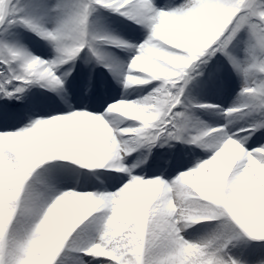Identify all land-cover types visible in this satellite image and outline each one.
I'll return each instance as SVG.
<instances>
[{
  "label": "snow or ice",
  "instance_id": "1",
  "mask_svg": "<svg viewBox=\"0 0 264 264\" xmlns=\"http://www.w3.org/2000/svg\"><path fill=\"white\" fill-rule=\"evenodd\" d=\"M98 8L149 30L134 46V57L142 62L131 59L125 86L156 83L141 99L119 101L134 106L129 115L137 125L114 130L104 115L81 110L0 132V264H57L66 241L94 259L107 258V264H244L230 254V246L241 236L264 241V146L249 149L238 133L205 126L189 142L214 154L170 182L142 178L124 164L128 153L143 144L185 139L188 117L177 106L183 105L182 96L194 79L191 71L199 64L219 52L248 77L250 68L242 67L229 49L241 31L249 33L251 69L260 78L245 84L241 105L224 111L231 115L259 109L264 114V0H183L167 9L157 7L155 0H76L51 28L22 15L14 0H0V30L22 26L48 41L56 54L46 61L0 42V95L19 99L17 94L32 84L62 91L59 67L74 61L85 47L103 62L99 43L128 46L91 30L89 17ZM110 106L107 113H112ZM254 128H264V121ZM52 160L85 169L115 167L128 173L127 182L115 192L63 191L45 200L28 181L39 165ZM92 162L102 166L89 167ZM162 197L169 211L157 222L154 210ZM192 203L198 212L191 211ZM69 211L73 217L66 222ZM89 217L94 235L72 236ZM202 220L219 221V228L196 242L184 239L183 231Z\"/></svg>",
  "mask_w": 264,
  "mask_h": 264
},
{
  "label": "rangeland",
  "instance_id": "2",
  "mask_svg": "<svg viewBox=\"0 0 264 264\" xmlns=\"http://www.w3.org/2000/svg\"><path fill=\"white\" fill-rule=\"evenodd\" d=\"M76 0H14V3H17L18 7L22 9L21 14L34 20L40 24H46L49 28L56 25L60 19L62 18L63 12L66 10V7L70 4L75 3ZM183 0H175L176 6L181 4ZM155 3H157L155 1ZM157 5V4H156ZM59 6V7H57ZM157 7H159L157 5ZM169 7V6H168ZM172 7V6H170ZM160 8V7H159ZM162 9H167L166 6H163ZM90 28L92 31L96 32L100 36H114L118 37L123 41H126L129 44V39L126 37L127 28L124 24L131 23V20L114 13L110 10L104 8H98L95 11L91 12L89 17ZM146 37L149 35V30L146 29ZM128 39V40H127ZM135 39V40H134ZM132 39L133 45L137 46L140 44V38ZM137 39V40H136ZM136 41V42H135ZM0 42H6L10 45L24 48L28 50L31 54L36 57L42 58L46 61H50L56 55L53 49V46L46 40L41 39L34 32L27 30L22 26H14L8 28L7 30H0ZM249 33L247 31H241L238 37L232 41L229 45V49L231 54L241 63L242 67H249L250 71H255L251 69L252 59L248 54L247 49L249 47ZM111 47V48H110ZM99 52H103L104 54H112L123 52L125 56V69L129 66L131 59L134 57V54H137V49L135 53L128 54L127 49H119L113 44L107 43H99L97 45ZM110 48V49H109ZM121 52V54H122ZM95 60V56L92 54L87 47H85L82 52L74 59L65 65H62L60 69L57 71V75L63 78V90L59 89L53 90L50 87H42L40 84H32L27 86L25 91L22 94H17L20 96L19 99L13 97L8 99L3 95H0V103H4L5 105H11L13 108L15 107H27L29 99H38L41 97H46L50 94V91H55L56 96L55 99L58 102L66 101L67 103H71L75 105L74 99H77L81 102H88L87 98L93 92V85L90 86V77L95 75L97 69L100 67L99 61ZM126 73V76L129 74L128 70L122 72L120 77ZM212 74L220 75V78L217 80H213L216 83L222 82L224 87L228 89L225 92L226 95L232 96V103H228L225 106L222 104L215 102V99L212 97L205 101L202 105H208L212 107L201 108L196 107L197 103H192V106L189 107L191 110H183L184 106H177L178 111L184 113L188 119L185 124V132H184V140H167L162 139L149 146L148 144H143L141 147L136 148L135 150L128 153V156L132 158L134 163H140L142 166L149 172L153 173L156 169L160 168V165L163 166V163L160 162L159 158L155 159L154 155H159L165 153L169 148L175 147V145H182L185 140L189 141L191 137L195 136L199 130H204L205 126L207 129H217L218 127L224 125L223 122L231 121L233 118L231 117L233 114L238 119L244 122L243 125H240L235 128V133H238L241 138L246 139V143L251 139L252 129L257 130V133H260L258 137L264 140V128L256 129L254 125L264 121V114H261L260 110L257 109L252 111L250 109H245L240 113H232L231 115L227 114L224 110H227L232 107H236L241 105L244 102V96L242 95V89L244 88L246 83H252L249 81L247 77L243 75L241 71H237L233 65L229 62L228 58L222 54L217 52L214 56L207 59V62L204 64H199L191 71V75L194 79L187 85L185 92L182 96L184 98L183 104L186 102L191 90L197 85V81L202 77H206L212 84ZM147 75V74H146ZM260 77V75H259ZM222 80V81H221ZM156 82L150 81L148 86L145 88V95H148L150 91H152V86ZM136 86V85H135ZM144 86V85H143ZM108 93V92H107ZM109 95L106 94V90L103 89V92L100 91V98H108ZM106 101V100H105ZM104 101L101 106V111H98V115H103V109L106 113V109L113 103L119 102L117 98H111V100ZM127 101H134L133 99H128ZM195 104V105H193ZM201 105V104H200ZM218 106V107H217ZM30 107V106H29ZM75 110L81 111L83 110V106L74 108ZM196 110V111H195ZM191 111H195L194 115L191 114ZM55 115V112L51 110L44 111V114L37 115L33 117L34 119L41 118H50ZM61 115V114H60ZM14 116V115H13ZM12 116V117H13ZM201 116H204L202 118ZM242 117V119H241ZM15 118V117H14ZM14 118H9V121L6 124L10 126H0V132H11L17 131L21 128L28 126L33 118L29 119L27 123H17ZM124 116L119 115L117 113H111L109 118H105L106 121L109 120V126L113 127L114 130L122 127V119ZM121 122V123H120ZM119 124V125H118ZM214 126V127H212ZM251 129V130H250ZM257 135V134H256ZM194 149L198 151H207L208 148L201 147L199 144L191 143ZM169 155V154H168ZM163 155V156H168ZM149 156V158L147 157ZM162 158V157H161ZM195 165V164H194ZM54 166V167H49ZM196 166V165H195ZM125 167V166H124ZM189 164H185L183 168V172L185 169L191 170L194 166L189 168ZM189 168V169H188ZM60 170L63 171L61 174ZM105 170V171H104ZM111 172H107V171ZM100 171L106 172L104 179L100 174ZM94 173L99 175H93ZM115 167H105L103 169H85L80 165L74 164L71 161H60V160H52L45 161L42 165H39L37 169L33 171L32 176H30L29 181L36 175L42 174L40 179V186L44 189L53 188L59 184L66 183L65 177H72L78 184H93L95 180L103 181V180H116L117 178L123 175L119 174ZM157 177V176H156ZM155 177V178H156ZM51 178V179H49ZM28 181V183H29ZM64 181V182H63ZM63 182V183H62ZM107 183V182H106ZM113 184V182L111 181ZM30 184V183H29ZM87 189H80L82 192H113V186H107L104 190L94 189L92 187ZM41 194L42 198L46 194L40 190L36 191ZM96 215V214H94ZM73 217V212H68V220L66 222H70ZM91 217L87 218L82 222L81 225L74 230L72 236H75L77 232L80 233V238H84L89 229V221ZM88 222V223H87ZM213 223V224H212ZM202 224V225H201ZM200 225V226H199ZM220 222L215 220H202L196 223H191L189 226V230L193 232V235H202L203 238L214 233L219 228ZM87 226V227H86ZM186 231V230H185ZM183 237L185 238L187 233L183 231ZM71 236L69 240H71ZM230 254L236 258L244 262V264H257V261L260 259H264V241L261 240H252L247 236H241L240 238L233 241L230 246ZM247 256H256L258 260L249 261ZM90 256L84 254L83 251L74 250L69 243L66 241L64 249H62L61 253L57 257V264H77L79 260H84L85 264H107V258H100L96 261L88 260ZM255 261V262H254Z\"/></svg>",
  "mask_w": 264,
  "mask_h": 264
},
{
  "label": "bare ground",
  "instance_id": "3",
  "mask_svg": "<svg viewBox=\"0 0 264 264\" xmlns=\"http://www.w3.org/2000/svg\"><path fill=\"white\" fill-rule=\"evenodd\" d=\"M155 1L157 2L156 4L160 8H162L163 6H166L167 8H170V6L172 7L176 6L175 0H155ZM124 25L127 28L126 37L129 39L130 42L129 44H127L128 46H124V47L116 46V47L121 50L127 49L128 54L130 53L134 54L136 51V47H134L135 45H133L132 39L140 38L141 41L139 42L141 44L147 38L145 34L147 28L137 23H134L133 21H131V23H127ZM121 52H119L118 54V53H115L114 51L112 54H108V55L104 54V61L101 62L99 60L100 67L97 69V72L95 73V75H93V78L92 76L90 77V83H91L90 86L93 85L94 89L96 88L105 89L106 94L109 95L107 99L106 97L103 98L100 104L96 105L99 109L102 108L101 106L103 105L105 100L106 101L111 100V98L113 97L117 98L119 101H121L122 99H125V100L133 99L134 101H136L146 96L145 88L148 85H144V86L143 85H136V86L128 85L127 87L125 86V81L127 78L126 73L123 74L122 77H120V75L122 72H125V70L129 71V66L125 69V63H124L125 54L123 55V52L122 54ZM259 75L260 74L256 71H250L247 78L249 79V81L253 82L260 78ZM202 93H204V91ZM231 95L233 96L232 93ZM231 95L213 96V98L215 99V102H217V104L219 103L220 105L222 104L223 106H225L226 104L233 102ZM55 96H56V93L55 91L52 90L50 91V94L46 97H41L38 99H29L27 107L19 106V107L13 108V106L11 105H5L4 103H0V126L2 127L10 126L9 124H6V123L9 121V118H14V117H15L14 120L17 121V123H27L29 122L30 118H33L37 115L44 114V111L46 110H51L55 112L54 116L60 115V114L61 115L67 114L70 111H76L73 108V105L71 103H67L66 101L58 102L56 101ZM182 100H184V98H182ZM188 101L189 100H186V102L183 104V106L185 105L184 107L187 106ZM102 111H103L105 118H109L111 113H107V112L105 113L104 110ZM195 111H191V114H193V116H195L194 115ZM201 117L204 118V116H201ZM231 117L233 118V120H231L230 122L229 121L223 122L224 125L221 126V128L218 127L217 130L225 129V130H229L231 133L236 134L234 131L235 128L240 125H243L244 122L238 119L236 116H234V114ZM32 120H36V119L33 118ZM120 120H122L121 121L122 127L133 126V125L138 124V122L132 121L130 118H127V117H124ZM107 122L109 123V120ZM256 133H257L256 131L252 132L251 139L245 145L247 148L255 149V148L264 146V140L262 138L260 139L258 137V134L256 135ZM193 146L194 145H192L191 142L185 140V142H183L182 145H175V147L169 148L165 153L154 155L155 159L159 158L161 159L159 160L160 162L167 163V165L166 166H164V164L163 166L160 165V168L156 169L153 173L149 172V170L147 171L139 162L137 164L134 163V161L132 160L130 156H128V161L124 165H125V168L131 169L133 174L140 176L142 178H155L157 176L159 178H163L166 182H170L174 180L178 174L183 172V168L185 167V164L188 163L190 166L189 168H191V166H195L198 162H203L204 160L209 159L211 155L214 154L211 148H208L207 151H203V150L198 151L197 149H194ZM163 155H168V156H163ZM147 157L149 158V156ZM186 170L187 169H185L184 171ZM60 172L61 174L63 173L62 170H60ZM119 174L123 175V177L121 176L120 179L117 178L116 180H110V181L105 179L103 181H96L93 184H90L89 182V184H84V185L78 184L74 179H72V177H69V178L65 177L66 183H63L64 182L63 181L62 182L63 184H59L57 186H54L53 188L51 187L48 189H44L42 186H40V181H41L40 177L42 174H36L29 181V183L33 186V188L36 191L40 190L46 193L43 197L45 200H51L55 197L56 194L62 193L63 191L80 192L79 188L83 190L84 189L89 190L88 188L92 187L94 189L104 190L105 188H107V186L110 185V186H113V189H114L113 192H115L119 189V187L122 186L123 183L127 182V178H128L127 172H122ZM102 175L103 176L101 178L104 179L106 177L104 176L105 173H102ZM111 181L113 182V184L111 183ZM51 189H54V191H52ZM82 193H84V191H82ZM185 230L184 232L187 233V235L184 239L190 242L199 241L203 237L202 235H193V232L189 230V227H187ZM90 235H94V230L89 225L88 232L86 233L84 238H87ZM247 258H249L250 262L254 259L255 261L258 260V257L256 258V256H247ZM88 260L96 261L97 259H94L93 257L90 256Z\"/></svg>",
  "mask_w": 264,
  "mask_h": 264
},
{
  "label": "clouds",
  "instance_id": "4",
  "mask_svg": "<svg viewBox=\"0 0 264 264\" xmlns=\"http://www.w3.org/2000/svg\"><path fill=\"white\" fill-rule=\"evenodd\" d=\"M138 62H142L141 58L139 56L134 57L133 63H138ZM128 79L135 80V81L139 82V79L136 78V77H129ZM110 110H111L112 113H117V114L122 115V116L127 117V118H134V117H131L129 115L130 112L134 111V106L131 103L116 102L115 104L110 106ZM121 131L124 132V131H128V130L121 129ZM211 142L215 143L217 141L214 138ZM228 144L231 147H238V145L236 144L235 141H229ZM104 163H107V161H105ZM88 166L89 167H101L102 163L92 162ZM177 207H179V206H177ZM189 207H190V209H191V211L193 213H196V212L199 211V206L197 204H195V203H192ZM154 211H155V214H156L155 215V219L158 222L169 211L168 201L164 197H162L160 199L159 203L157 204V206H156ZM177 222H179V221H177Z\"/></svg>",
  "mask_w": 264,
  "mask_h": 264
}]
</instances>
